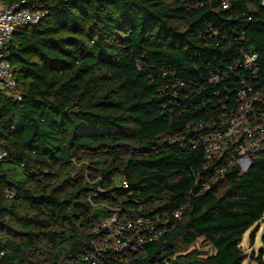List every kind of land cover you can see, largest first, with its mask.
Returning <instances> with one entry per match:
<instances>
[{
  "label": "trees",
  "instance_id": "16d2710c",
  "mask_svg": "<svg viewBox=\"0 0 264 264\" xmlns=\"http://www.w3.org/2000/svg\"><path fill=\"white\" fill-rule=\"evenodd\" d=\"M1 1L45 14L7 47L21 97L0 90V264H242L264 149L201 190L199 136L250 81L245 54L264 88V0ZM174 211L139 251L98 247L113 215ZM199 239L210 253L185 251Z\"/></svg>",
  "mask_w": 264,
  "mask_h": 264
},
{
  "label": "built area",
  "instance_id": "2783aa9c",
  "mask_svg": "<svg viewBox=\"0 0 264 264\" xmlns=\"http://www.w3.org/2000/svg\"><path fill=\"white\" fill-rule=\"evenodd\" d=\"M44 14L41 7H23L18 3L7 4L0 0V90L16 99L21 96L7 58V47L15 32L36 24ZM234 66L244 70L250 76V81L242 80L243 86L237 93L236 104L222 112L220 119L213 121L212 126L199 136L205 158L202 166L205 177L201 190L208 189L219 176L233 167L244 172L250 166L251 158L264 149V88L252 85L259 68L258 57L255 53L245 54ZM4 156L5 152L0 151V160ZM121 183L127 186L125 181L121 180ZM179 216V211L131 220H119L113 215L99 224V228L106 230L98 244L104 250L125 253L139 251L159 239L171 221ZM160 264H170V261L163 259Z\"/></svg>",
  "mask_w": 264,
  "mask_h": 264
},
{
  "label": "rangeland",
  "instance_id": "374dc122",
  "mask_svg": "<svg viewBox=\"0 0 264 264\" xmlns=\"http://www.w3.org/2000/svg\"><path fill=\"white\" fill-rule=\"evenodd\" d=\"M84 162H79L76 164L77 168H80ZM264 233V215L262 219L250 227L244 234L240 243L241 248L246 253V258L242 264H260L258 262L259 257L262 259V264H264V242L262 241V235ZM253 234V240H251V235ZM101 245V244H100ZM98 244V247L101 248ZM181 250L182 244L178 246ZM193 249H198L201 251L200 256H204L211 252V248L205 242L200 239L197 242L185 249L186 252H190ZM185 252V253H186Z\"/></svg>",
  "mask_w": 264,
  "mask_h": 264
}]
</instances>
